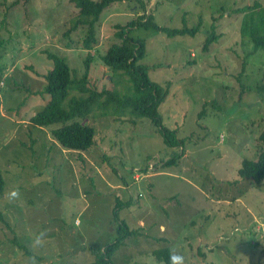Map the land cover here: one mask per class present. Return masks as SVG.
Wrapping results in <instances>:
<instances>
[{"label":"rangeland","instance_id":"rangeland-1","mask_svg":"<svg viewBox=\"0 0 264 264\" xmlns=\"http://www.w3.org/2000/svg\"><path fill=\"white\" fill-rule=\"evenodd\" d=\"M144 1L160 26H199L193 36L144 27L130 33L145 42L140 61L149 77L171 82L159 115L184 146L166 166L180 147L167 146L157 125L128 109L103 114L96 106L80 119L95 128L85 159L52 147L51 130L61 124L28 122L49 97L33 70L52 67L47 48L65 56L72 76L82 74L85 30L71 31L68 44L64 36L78 9L69 0H0V264H90L115 236L118 202L120 218L144 235L125 239L112 256L116 264H165L152 252L162 246L184 264H264V178L238 174L241 160L256 159L260 149L264 50L241 36L243 13L234 10L264 0ZM134 6L119 1L102 12L91 88L123 91L131 83L100 54L116 40V23L135 17ZM211 24L217 36L202 49ZM77 94L71 88L67 97ZM151 164L150 175L134 179Z\"/></svg>","mask_w":264,"mask_h":264},{"label":"trees","instance_id":"trees-1","mask_svg":"<svg viewBox=\"0 0 264 264\" xmlns=\"http://www.w3.org/2000/svg\"><path fill=\"white\" fill-rule=\"evenodd\" d=\"M69 1L74 4L78 11L76 16L70 20L69 27L64 33L67 39L65 44L72 40L70 38L71 31L83 27L85 33L82 46L89 50L83 60L84 70L81 75L72 76L64 55L42 48V52L52 60V67L44 73L33 70L31 65L25 67L44 77L45 85L40 92L48 93L49 97L38 112L28 117V121L38 126L60 123V126L53 128L51 133L49 132L55 139L52 140V147L54 146L61 153V149H64L70 155L77 154L78 158L85 159L82 153L88 152L93 145L95 128L89 124L81 123L80 119L89 115L96 106L100 107L101 113L103 109V114H107L108 110L111 114H116L128 109L133 115L147 117L153 124L157 125L167 146L171 148L180 147V153L162 161L161 165L166 166L175 163L176 159L183 156L184 139L177 137L176 129L163 126L158 110L159 105L169 93L171 82L165 80L161 83L149 77L148 66L140 61L146 53L145 42L141 38L133 37L130 33L134 27H144L146 29L155 28L169 37L186 34L193 36L199 26H183L181 28L160 26L154 21L151 13H147V5L144 0ZM119 1L134 2V7L138 5L139 10H135V17L127 23H116L114 32L116 40L110 42L100 55L105 65L109 66L112 71H119L128 75L131 83L123 91L109 88L97 90L89 86V73L93 54L100 52L98 49H94L93 52L90 50L98 43L97 27L102 12L112 3ZM234 10L243 13L240 23L241 36L252 43L254 50H264V4L255 1L251 5L238 7ZM216 36L213 24H211L210 31L203 40L202 49H207ZM0 80L3 82L2 77ZM71 88L77 89L78 94L67 97ZM241 88L242 91L245 89L243 84H241ZM65 98H67L66 103H64ZM258 140L260 149L256 154L257 158L244 157L238 169V174L241 177L250 178L252 182H259L264 178V125L258 135ZM154 169L155 165L151 164V166L141 169L142 171L137 173V176L134 174V179H140L142 174L150 175ZM121 185L124 186L125 184ZM3 189L4 179L0 172V194ZM119 203L114 204L112 210L115 236L110 242L102 245V248L95 250L90 264H116L112 256L122 246L125 239L131 235H144L140 229L131 228L127 221L120 218ZM1 217L0 214V219H2ZM152 252L158 260H163L165 264H169V256L171 255L169 246L155 248ZM133 264L142 263L135 262Z\"/></svg>","mask_w":264,"mask_h":264},{"label":"clouds","instance_id":"clouds-1","mask_svg":"<svg viewBox=\"0 0 264 264\" xmlns=\"http://www.w3.org/2000/svg\"><path fill=\"white\" fill-rule=\"evenodd\" d=\"M10 195L12 198H17L19 197L20 193L18 190H16V191H12ZM169 264H184V257L182 255L173 252L169 256Z\"/></svg>","mask_w":264,"mask_h":264},{"label":"built area","instance_id":"built-area-1","mask_svg":"<svg viewBox=\"0 0 264 264\" xmlns=\"http://www.w3.org/2000/svg\"><path fill=\"white\" fill-rule=\"evenodd\" d=\"M0 83H2V81L0 80Z\"/></svg>","mask_w":264,"mask_h":264},{"label":"crops","instance_id":"crops-1","mask_svg":"<svg viewBox=\"0 0 264 264\" xmlns=\"http://www.w3.org/2000/svg\"><path fill=\"white\" fill-rule=\"evenodd\" d=\"M28 122H30V121H28Z\"/></svg>","mask_w":264,"mask_h":264}]
</instances>
